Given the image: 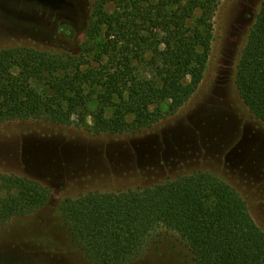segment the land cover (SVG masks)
Here are the masks:
<instances>
[{"label": "trees", "instance_id": "obj_1", "mask_svg": "<svg viewBox=\"0 0 264 264\" xmlns=\"http://www.w3.org/2000/svg\"><path fill=\"white\" fill-rule=\"evenodd\" d=\"M117 1L93 3L85 35L93 39L104 28L106 41L95 60L85 45L76 53L0 49V123L44 121L95 136L122 135L138 133L151 117L174 115L188 102L208 62L218 0H141L146 8L132 0L135 11L124 23L104 10ZM139 56L149 78L134 74ZM235 86L264 124V2L248 31ZM94 88L104 92L94 98ZM50 197L35 180L0 173V227L32 215ZM59 211L91 264H132L160 243L163 232L178 236L192 264H264V230L237 191L207 172L145 188L89 192L61 201Z\"/></svg>", "mask_w": 264, "mask_h": 264}, {"label": "rangeland", "instance_id": "obj_2", "mask_svg": "<svg viewBox=\"0 0 264 264\" xmlns=\"http://www.w3.org/2000/svg\"><path fill=\"white\" fill-rule=\"evenodd\" d=\"M137 1L146 8L148 3ZM94 2L0 0V49L76 53L85 45L93 48L95 60L106 41L104 28L93 39L85 35ZM262 2L218 0L197 91L174 115L151 117L138 133L95 136L74 125L0 123V173L27 177L51 192L46 206L0 227V264H91L63 224L61 201L89 192L145 188L194 172L210 173L236 190L264 230V124L243 104L235 86L236 67ZM132 4L119 0L104 10L124 23L135 11ZM141 58L133 60L134 74L149 78ZM103 92L94 88V98ZM191 258L176 234L163 232L160 243L132 264H192Z\"/></svg>", "mask_w": 264, "mask_h": 264}, {"label": "bare ground", "instance_id": "obj_3", "mask_svg": "<svg viewBox=\"0 0 264 264\" xmlns=\"http://www.w3.org/2000/svg\"><path fill=\"white\" fill-rule=\"evenodd\" d=\"M213 115V114H212ZM219 136V135H218ZM221 136V135H220ZM218 138V137H217ZM232 140V139H231ZM215 142V141H214ZM218 143V142H217ZM224 143H226V142H224Z\"/></svg>", "mask_w": 264, "mask_h": 264}, {"label": "water", "instance_id": "obj_4", "mask_svg": "<svg viewBox=\"0 0 264 264\" xmlns=\"http://www.w3.org/2000/svg\"><path fill=\"white\" fill-rule=\"evenodd\" d=\"M38 1H41V2H43L44 0H38Z\"/></svg>", "mask_w": 264, "mask_h": 264}]
</instances>
